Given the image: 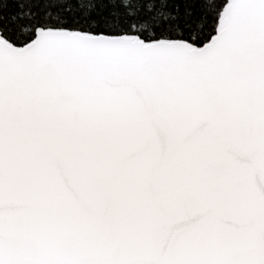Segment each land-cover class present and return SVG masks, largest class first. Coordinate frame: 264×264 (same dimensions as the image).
<instances>
[{
	"label": "snow or ice",
	"instance_id": "obj_1",
	"mask_svg": "<svg viewBox=\"0 0 264 264\" xmlns=\"http://www.w3.org/2000/svg\"><path fill=\"white\" fill-rule=\"evenodd\" d=\"M0 264H264V0H0Z\"/></svg>",
	"mask_w": 264,
	"mask_h": 264
},
{
	"label": "trees",
	"instance_id": "obj_2",
	"mask_svg": "<svg viewBox=\"0 0 264 264\" xmlns=\"http://www.w3.org/2000/svg\"><path fill=\"white\" fill-rule=\"evenodd\" d=\"M10 7H12V6H10Z\"/></svg>",
	"mask_w": 264,
	"mask_h": 264
}]
</instances>
